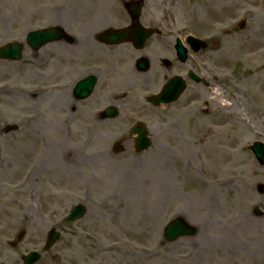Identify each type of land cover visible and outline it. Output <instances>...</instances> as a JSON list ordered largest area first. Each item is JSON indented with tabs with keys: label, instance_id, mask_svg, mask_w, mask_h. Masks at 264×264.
<instances>
[{
	"label": "rangeland",
	"instance_id": "rangeland-1",
	"mask_svg": "<svg viewBox=\"0 0 264 264\" xmlns=\"http://www.w3.org/2000/svg\"><path fill=\"white\" fill-rule=\"evenodd\" d=\"M84 4V0H0V48L16 42L25 45L28 33L56 25L81 40L71 19ZM239 35L243 37L230 36L235 39L228 48L234 59L246 47L252 50ZM69 48L56 43L36 54L25 45L21 61L0 60L2 235L25 233L33 240H45L56 229L61 241L42 264H264V194L257 191L264 185V168L249 150L255 142L264 144V105L261 110L259 96L253 99L249 74L241 68L242 55L235 67L232 59L226 72L229 92L244 91L241 121L246 124L234 123L230 115L228 124L218 127L221 116L214 107L202 105L189 122L196 134L189 129L183 135L175 115L168 127L151 132L155 143L147 153L136 155L125 147L126 153L115 155L109 137L103 141L102 135L113 137L117 131L78 130L70 121L68 96L56 91L58 85L61 91L71 85V66H79L68 55L78 53L77 46ZM241 74L245 79L240 82ZM10 126L17 131L3 135ZM53 144L63 150L61 159L70 173L53 158L45 171L34 176L41 150L54 148ZM158 184L169 186L167 197L158 196ZM207 199L213 200L211 207ZM78 204H84L86 215L66 224L65 217ZM178 217L196 234L166 242L165 228ZM193 218L214 223L201 230L203 240ZM241 223L246 227H237ZM229 242L239 250L231 253L224 248Z\"/></svg>",
	"mask_w": 264,
	"mask_h": 264
},
{
	"label": "flooded vegetation",
	"instance_id": "flooded-vegetation-1",
	"mask_svg": "<svg viewBox=\"0 0 264 264\" xmlns=\"http://www.w3.org/2000/svg\"><path fill=\"white\" fill-rule=\"evenodd\" d=\"M84 2L80 14L71 19L78 25L77 29L73 27V32L83 38L73 37L65 43L68 48L77 46L78 51L68 54L79 63L76 68L71 66L68 76L72 78L77 73L83 78L90 75L96 78L94 93L88 100L79 102L73 90L70 92V121L78 130L105 132L112 127L117 132L113 137L102 135L103 141L112 137L114 142L106 140L113 147L117 143L134 147L136 137L130 131L135 125L150 124L151 134L158 127H168L171 117L176 115L183 135H188L189 129L196 134L189 122L195 119L202 105L214 106L217 111L216 101L207 102L215 87L220 86L226 100L232 101L235 91H239L244 101L242 89L228 90L226 71L234 60L228 48L233 44L232 39L235 41L230 37L234 33L242 34L240 42L245 40L246 46H252V50L246 47V52L236 58L242 55L241 63L247 62L241 68L249 74L253 99L259 96L256 101L263 109L264 88L259 87L264 81V0ZM109 31L122 32L123 39L114 38ZM239 76L237 81L245 79L243 74ZM171 81L179 92L176 103L154 104L151 99L158 97ZM105 101L109 104L104 106ZM110 106L116 108L115 118H105ZM61 238L47 249L48 235L45 240H33L26 234L2 235L0 230V264H26V256L31 253L39 254L36 264H42L48 253L57 250ZM30 245L33 247L29 249Z\"/></svg>",
	"mask_w": 264,
	"mask_h": 264
},
{
	"label": "water",
	"instance_id": "water-1",
	"mask_svg": "<svg viewBox=\"0 0 264 264\" xmlns=\"http://www.w3.org/2000/svg\"><path fill=\"white\" fill-rule=\"evenodd\" d=\"M64 37H65V32L63 31V29L56 27L54 29L42 30L36 33L35 32L30 33L27 37V43L29 47H31L32 49L39 50L45 45L47 46L48 43L61 40ZM22 52H23L22 44L8 45L5 46V48L3 47L0 49V59H4V60L6 59L13 62L18 61L21 59L20 57ZM83 84L89 85L90 90H93V86H92L93 82L81 83L79 85V88ZM77 90L78 88L76 89V91ZM90 90L83 91L85 92V96H83L84 98H86L88 94L91 93ZM15 130H17V127H9L6 132L8 133L9 131H15ZM136 131L140 134L142 139L141 145L137 148L138 153L141 154L149 148L150 140L148 139V136H146L147 134L144 130L139 131L137 129ZM251 151L254 153L256 159L258 160L257 162H259L262 166H264V145L255 144L252 147ZM259 192L264 193V186L259 187ZM85 213H86L85 207L77 206L73 210L72 214L68 217V222H75L83 218L85 216ZM195 234H196L195 228H192V226L188 225L185 220L181 218H177L174 221H172L165 229L164 237L167 242L172 243L178 240L179 238L193 237ZM52 235H51L52 237L51 242L53 243L55 242V239L58 238V235H53V236ZM32 257L28 259L29 264L33 260Z\"/></svg>",
	"mask_w": 264,
	"mask_h": 264
},
{
	"label": "bare ground",
	"instance_id": "bare-ground-1",
	"mask_svg": "<svg viewBox=\"0 0 264 264\" xmlns=\"http://www.w3.org/2000/svg\"><path fill=\"white\" fill-rule=\"evenodd\" d=\"M251 58H253V57H251ZM235 62H236V58L234 59L233 63H235ZM242 63L244 66L247 65V62H245V61H242ZM262 87L264 88V81H263V85L261 87H259L260 90H262ZM17 93L19 94V97H21L22 99L25 98V96L22 95L23 93L22 94H21V92H17ZM64 94L66 95L69 93L65 92ZM203 95H204V93H203ZM208 101L210 103L212 101H216V103H217L216 115L221 116V122L217 125L218 127H223L224 125L228 124V122H229L228 117H230V115H232L235 118V120H233L234 123L246 124V122L241 121V117L243 118L244 115H243V112L239 108V106L241 105V102H242V98H241L239 91H235L232 101H229V100H226L225 98H223L221 90H220V86H217L214 89V94H212L209 97V100H207V102ZM68 103L71 104L72 102L70 101ZM212 107H214V106H212ZM251 123H253V122L250 120V124ZM205 129L209 130V128H205ZM49 146H46L44 150H41L42 151V154H41L42 158H40V160H38L36 167L33 168V170H36V172H34V176L37 175L38 173L42 172V171H45L47 166H48V161H50L53 158H56L58 161H55L54 159H53V161H55L61 167V169L64 172L69 174L70 173L69 166H66L65 163L62 162V159H61V157H62L61 152H63V150H61L60 145H54L53 144L54 148H51ZM101 157L103 158L104 156H101ZM59 159H61V160H59ZM158 185H159L158 190H157L158 196L160 195L161 197H167L169 195V192H170L169 186H166L165 184H158ZM157 194H156V196H157ZM30 201L28 203H30ZM212 201H213L212 199H207V203H208L209 207L212 206ZM25 204H26V202H25ZM25 204H24V206H26ZM191 220H192L191 222H193V223L198 222L200 224V226L197 227L198 231H200V235H203L205 233V232H201V230L205 231L210 225H212L214 227V223L209 222L207 220H204L202 223H200L199 220H196V218H193ZM245 224L246 223H241V224L237 225V227L244 228V227H246ZM231 226H233V225H231ZM228 227H229V225H228ZM228 227L224 226L223 230L227 231ZM203 238H204V235L201 239L203 240ZM260 246L263 247L262 245H260ZM224 248H228V250H230L231 253L239 250V248L237 247V245L234 242L233 243L229 242L228 246H224ZM206 250H207V248L201 250L199 256L203 255L206 252Z\"/></svg>",
	"mask_w": 264,
	"mask_h": 264
}]
</instances>
